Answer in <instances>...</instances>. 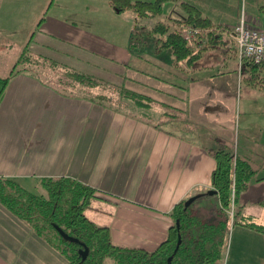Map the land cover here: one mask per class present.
<instances>
[{"label":"crops","instance_id":"crops-1","mask_svg":"<svg viewBox=\"0 0 264 264\" xmlns=\"http://www.w3.org/2000/svg\"><path fill=\"white\" fill-rule=\"evenodd\" d=\"M177 1L197 6L222 25L217 43L205 48L194 66L186 60L178 66L172 51L170 56L155 41L143 40L140 48L101 36L96 5L109 14L111 0H0L1 77L10 75L28 47L33 55L102 84L150 97L161 118L167 112L156 126L157 121L142 114L106 106L88 94L63 92L28 71L13 76L0 99V177L28 187L25 183L40 186L43 178L69 176L97 188L104 196L94 201L88 215L108 226L114 243L122 247L155 250L168 237L175 205L212 190L214 151L232 142L237 155L256 171L240 194L241 211L255 216L245 209L248 204L264 208V198L249 197L253 188L264 197V84L243 81L233 37L242 19L228 24L222 11L224 18L217 21L219 0ZM196 30L203 38L201 44L193 42L195 52L208 43L207 31ZM219 53L237 64L217 69L214 57ZM202 59L206 62L201 65ZM260 74L264 77V69ZM256 222L261 224L258 218ZM229 241L225 264H264V233L234 225ZM0 264L68 261L0 203Z\"/></svg>","mask_w":264,"mask_h":264},{"label":"trees","instance_id":"trees-1","mask_svg":"<svg viewBox=\"0 0 264 264\" xmlns=\"http://www.w3.org/2000/svg\"><path fill=\"white\" fill-rule=\"evenodd\" d=\"M163 1L112 0V4L120 12L132 10L139 17L154 19L162 14ZM179 4L183 12H178L176 17L170 15L167 21H155L146 34L154 36L159 49L169 48L178 66H181L180 63L184 60L188 66H194L200 60L203 50L217 43V33L222 25L214 24L201 9L189 2L179 1ZM169 21L175 23L176 27H173ZM185 26L207 31V47L195 52L186 36ZM224 28L228 29L227 26ZM202 38L198 35L196 44H201ZM236 52L238 54V49ZM40 58L33 55L28 47L24 49L10 75L0 76V99L12 77L21 72H33L31 68L36 66L34 65L36 59ZM48 63L51 68L44 69L45 73H41L39 69H35L33 73L51 81V72L54 76L58 72H64L63 75L60 74L51 81L52 85L63 92H66L68 87L77 85L93 88L102 84V81L91 75L59 65L51 60H48ZM242 64L243 81L252 83L254 86L264 84V77L260 74L264 64H257L251 59L244 60ZM52 68H58V71H53ZM247 72L249 76L246 75ZM57 77L60 78V82L63 78L74 81L63 82L64 86H61L55 80ZM119 94L141 110L153 109L154 101L146 95L125 87L119 88ZM107 98L105 95H98L93 99L106 106H112L105 101ZM171 110H168L169 117L173 114ZM166 113L164 117L167 116ZM145 114L150 117L148 112ZM159 124L161 123L156 126ZM214 157L216 167L212 174L211 186L218 197V205H214V210L210 214L213 216L202 220L192 208L195 200L204 195L197 197L190 204L187 202L191 197L178 203L170 212L174 217V223L170 227L168 237L152 251L122 247L114 243L109 227L98 224L88 215V210L94 201L103 199L104 194L76 178L69 176L43 178L40 185L45 192L39 190V193H36L25 188L19 180L0 177V203L60 252L68 264H110V262L111 264H221L225 259L230 232L234 225L237 223L248 225L262 233H264V225L256 222V216L242 214L241 210H237L241 192L248 188L256 174L252 165L237 155L234 142L215 150ZM237 214L240 218H237ZM60 229L71 237L65 238L60 233ZM179 235L182 236V243L177 249ZM86 248L89 252L87 256H84ZM171 256L173 259L169 263Z\"/></svg>","mask_w":264,"mask_h":264},{"label":"rangeland","instance_id":"rangeland-1","mask_svg":"<svg viewBox=\"0 0 264 264\" xmlns=\"http://www.w3.org/2000/svg\"><path fill=\"white\" fill-rule=\"evenodd\" d=\"M133 1H135V0H133ZM219 1H221V2H219L220 3L219 5L215 4V7L216 6H218V7L217 8L214 7L215 8L214 14H216V20L217 21L223 20L224 15H222V13L224 12L225 13V20H226V22H228V24L237 23V22H239L240 19L245 18V19H247V22L252 29L264 30V0H219ZM117 5H119V3H117ZM110 6H111V8H110L109 14H108V10L106 9V7L104 8L101 5H96L95 12H97L96 15L100 17L98 19H100L99 23H101L99 25L98 30L100 32H102V34H104L101 36H103L106 39H112L116 42H119V44H123L124 46H131L132 44H134L135 47L136 46L140 47L141 46L140 42H142L143 40L147 41L148 43L151 42L154 45V41H155L154 36H147V34H146L147 32L143 33V31L144 30L148 31L152 27V24L155 21H161V20L166 21L170 15H173L176 17L178 15L177 14L178 12H183L182 7L180 6L179 1H177V0H164L163 1L162 14H160L159 16L154 18L153 20L139 17L132 10H123L122 12H120L112 4V2H111ZM204 6L207 10H210L209 5L204 4ZM62 8H64V7H62ZM51 12L53 13L55 11L52 10ZM210 14L212 17L214 16L213 13L210 12ZM73 20L80 22V23L84 22L80 19H73ZM172 26L176 27V24L173 23ZM184 30H185L186 35L188 36V39H189L191 45H193V47L196 48V45H194V43L195 44L197 43L198 35L197 34L193 35L190 32L191 28H189V27H185ZM105 35H106V37H105ZM165 49H167L170 56H172L171 50L169 48H165ZM164 53H165V55H167L166 50ZM213 56H214V54H212V57ZM36 57H38V56H36ZM205 57H207V56H205ZM208 57H209V55H208ZM214 58L218 59V62H216V65H217L216 68L217 69L218 68L219 69L225 68L228 65L231 66L233 64H237L235 59H233L232 57L229 59L224 58V55L221 53L217 54ZM46 60L47 59L43 60V58L42 59L41 58L36 59V62L34 64L36 66L32 67L31 71L35 72V69H39V71L41 73H45L44 69H47V67L51 68L50 65H46V64H49L48 60L47 61ZM212 60H215V59H212ZM205 62L206 61L202 59L200 64L201 65L205 64ZM211 62H213V61H211ZM167 65H168V63L166 61H164L163 66L165 69L168 68ZM169 69H170V66H169ZM51 74H52V80H53L54 77L59 76L60 74L63 75L64 72H62V73L58 72V73H56L55 76L53 75V72H51ZM155 76L162 77L161 74H155ZM55 80H57L61 86H64L63 82L66 83V82H73L74 81L73 79L70 80V78H63L62 79L63 81L60 82L61 80L58 77ZM247 85H248L247 83H244L243 86L246 87ZM77 86L76 87H70V88L68 87L66 92L72 93L73 95L88 94V95H91L93 97H97L98 95H105L106 97H108L107 99H105V101L107 102V104H111L113 107L115 106L119 109L126 110L128 112H134L135 114H138V115L144 114L145 116H147L145 113L148 112L149 113L148 115L150 117H148V116L147 117L151 118L155 122L157 121L158 123H161L162 119L164 118V117H162V118L159 117L160 114H162V112L158 111L159 113H157V111L154 110V108L141 110L130 100L122 98V96L119 94V88L120 87H118L117 85L101 84V85H99L97 87H93V88L92 87L83 88L84 87L83 86L82 87L83 90H80L79 89L80 87L78 88ZM155 103L156 102L154 101V104ZM178 117L181 118L180 115H178ZM25 184L28 185V187L25 186L24 184H23V186L25 188H27L29 191L39 193L38 191L40 190V191L45 192V189L41 185L38 187L36 182H34L32 184L31 183H25ZM253 189L250 190V194H249V197L251 199H253V201H257V200H260L261 198H264L262 191L261 192H259L258 190L253 191ZM242 193H244V192H242ZM240 204L241 203L239 202L238 203V209H237L239 211L242 208ZM214 205H218V199H216V198L214 199L213 195L207 194V195H204L203 197L195 200L194 204L192 205V208H193V210L196 211L195 214H198V216L201 217L202 220H206L210 216L211 217L213 216L210 214L214 210ZM245 209L251 213H254L255 216H257L256 218L260 219L261 224H264V208L262 206H258L256 204H251V205L248 204L245 207ZM242 214H245V213L242 212ZM239 216L240 215L237 214V218ZM92 217L99 224L98 219L95 216H92ZM237 225H240V224L237 223ZM229 243H230V241H229ZM227 251H228V248H227ZM226 256H227V252H226ZM226 256H225V259L222 261L221 264H225ZM110 264H111V262H110Z\"/></svg>","mask_w":264,"mask_h":264},{"label":"built area","instance_id":"built-area-1","mask_svg":"<svg viewBox=\"0 0 264 264\" xmlns=\"http://www.w3.org/2000/svg\"><path fill=\"white\" fill-rule=\"evenodd\" d=\"M190 32L195 35L199 31L191 28ZM233 37L241 64L246 59H251L257 64H264V30L252 29L247 19L242 18L239 25L235 27Z\"/></svg>","mask_w":264,"mask_h":264},{"label":"water","instance_id":"water-1","mask_svg":"<svg viewBox=\"0 0 264 264\" xmlns=\"http://www.w3.org/2000/svg\"><path fill=\"white\" fill-rule=\"evenodd\" d=\"M208 194H210V195H213V194H215V191L214 190H210L209 192H208ZM200 195H197V196H193V197H191L190 199H189V201L187 202V204H190L193 200H195L197 197H199ZM179 225H180V220L178 219L177 220V226L179 227ZM60 233L65 237V238H70L71 236H69L64 230H62V229H60ZM181 243H182V236L181 235H179V239H178V245H177V249L179 248V246L181 245ZM176 249V250H177ZM88 252H89V250H88V248H86V250L84 251V256H87L88 255ZM172 259H173V256H171L170 258H169V263H171L172 262Z\"/></svg>","mask_w":264,"mask_h":264}]
</instances>
